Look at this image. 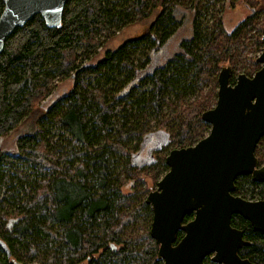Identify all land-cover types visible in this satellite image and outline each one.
<instances>
[{"label":"trees","instance_id":"16d2710c","mask_svg":"<svg viewBox=\"0 0 264 264\" xmlns=\"http://www.w3.org/2000/svg\"><path fill=\"white\" fill-rule=\"evenodd\" d=\"M226 1L68 0L59 25L48 26L36 14L6 38L0 52V264H163L149 235L152 210L142 177L168 170L164 151L171 143L192 145L208 133L200 114L215 103L221 65H231L230 83L235 69L250 76L259 68L254 57L263 45L264 15L253 11L228 33ZM3 7L0 0V13ZM183 8L191 11L192 34L160 59L155 52L180 27ZM143 21L141 35L86 63L101 46L102 31L107 37ZM64 79L71 80L70 90L45 104ZM14 131L11 148L2 146ZM157 131L164 136L154 144ZM145 140L153 141L152 149ZM254 154L264 164V135ZM126 181L133 187L128 193ZM233 193L264 198V184L239 175ZM10 219L16 221L9 227ZM231 225L251 241L238 254L264 264V234L238 214ZM202 264L218 263L207 256Z\"/></svg>","mask_w":264,"mask_h":264},{"label":"water","instance_id":"95a60500","mask_svg":"<svg viewBox=\"0 0 264 264\" xmlns=\"http://www.w3.org/2000/svg\"><path fill=\"white\" fill-rule=\"evenodd\" d=\"M67 1L4 0L0 52L13 30L36 14L48 26L59 25ZM256 62L260 67L252 75L240 72L233 83L230 65L221 67L215 104L200 114L210 125L208 133L169 151L168 170L145 197L152 210L149 235L163 264H202L207 256L218 264H256L238 254L251 242L231 225V216L240 215L264 234V198L248 200L233 193L239 175L264 184V164L254 154L264 135V38ZM189 213L193 217L183 222ZM15 221L10 219L8 226ZM178 231L183 234L177 240Z\"/></svg>","mask_w":264,"mask_h":264},{"label":"rangeland","instance_id":"374dc122","mask_svg":"<svg viewBox=\"0 0 264 264\" xmlns=\"http://www.w3.org/2000/svg\"><path fill=\"white\" fill-rule=\"evenodd\" d=\"M250 4L246 5L245 0H228L226 1V7L223 9L222 12V22L223 26L226 32L232 31V29L240 22L242 21L246 16L251 14V9H254V13L257 12L259 16L264 15V0H250ZM252 3H255L252 4ZM182 13V14H181ZM180 20L181 24L178 30L161 46H159V49L155 52V56H159L160 59H166L172 54H174L176 51H178V44L181 39L183 38H189L192 34V14L189 9H182V12H180ZM147 22H135L129 25H126L122 27L121 29H113V32L111 36H105V33L102 31L100 34L97 36L99 37V40L101 41V46L97 47L92 55L90 56L89 60H87V64H94L97 60H99L107 50H113L119 45H121L123 42L126 40H129L131 38L138 37L141 35L144 31L145 28L147 27ZM259 54H255L254 59L256 56ZM141 61L143 62V57H141ZM228 64V63H225ZM243 72L242 68L235 69V76ZM53 84H55V81H52ZM71 80L70 79H64L59 81L58 83L55 84L53 87V91L45 98V104H49L51 101L55 100L56 98L61 97L64 93H66L68 90L71 88ZM215 104V103H214ZM19 131V129H18ZM18 131H14L12 133H9L4 140L2 141L3 144L2 146H5L6 148L10 149L11 144L14 142V138H16ZM154 133V128H152ZM164 136V133L161 131H157L154 134V144L157 143L158 140H161ZM150 137V136H149ZM146 141V140H145ZM142 143L144 142L141 141ZM153 142V141H152ZM149 140L145 142L144 147L147 149L151 148L149 145L150 143ZM168 142V141H167ZM169 148L164 151V153H168L171 148H175L174 144L171 143V146H168ZM140 155V154H139ZM144 157L147 156V154L143 155ZM158 174V173H157ZM155 174V176L157 175ZM164 173H160L156 176V178H152L150 175H143L142 178H144V182L142 181L143 186L146 188V192L148 193L149 191H152L156 188V183L157 181L162 177ZM132 182L131 181H126L124 185L122 186V191L124 193H128L132 190ZM146 193V195H147ZM244 198L248 200H258L259 197L258 195H254V197L251 198L249 195H242ZM146 197V196H145ZM138 234H141L142 229L139 228ZM135 232V234H136ZM137 234V235H138ZM30 264H37L36 262H32Z\"/></svg>","mask_w":264,"mask_h":264},{"label":"bare ground","instance_id":"6f19581e","mask_svg":"<svg viewBox=\"0 0 264 264\" xmlns=\"http://www.w3.org/2000/svg\"><path fill=\"white\" fill-rule=\"evenodd\" d=\"M67 2H68V1H67ZM65 5H66V4H65ZM64 7H65V6H64ZM63 9H64V8H63ZM62 13H63V12H62ZM60 19H61V18H60ZM27 21H28V20H27ZM27 21H26V22H27ZM26 22H25V23H26ZM25 23H24V24H25ZM59 23H60V21H59ZM24 24H23V25H24ZM46 24H47V23H46ZM23 25H22V26H23ZM55 26H56V25H55ZM20 27H21V26H20ZM15 29H16V28H15ZM15 29H14V30H15ZM14 30H13V31H14ZM259 53H260V52H259ZM258 56H259V54L256 56V58H257ZM256 58H255V61H256ZM256 63H257V62H256ZM227 65H230V64H223V65H221V67H222V66H227ZM221 67H220V70H221ZM230 67H231V65H230ZM231 69H232V67H231ZM220 70L218 71V73L220 72ZM231 74H232V73H231ZM217 76H218V74H217ZM200 118H201V117H200ZM175 148H177V147H175ZM172 149H174V148H172ZM172 149H170V150H172ZM170 150H169V151H170ZM168 153H169V152H168ZM168 153H167V155H168ZM167 155H166V156H167ZM166 156H165V158H166ZM165 164H166V163H165ZM150 225H151V224H150ZM243 238H244V237H243ZM244 239H245V238H244ZM245 240H246V239H245ZM248 241H250V240H248ZM250 242H251V241H250ZM250 244H251V243H250ZM250 244H249V245H250ZM245 246H246V245H245ZM247 259H248V258H247ZM249 260H250V259H249ZM250 261H251V260H250ZM251 262H253V261H251ZM215 263H216V262H215ZM253 263H255V262H253ZM256 264H257V263H256Z\"/></svg>","mask_w":264,"mask_h":264},{"label":"flooded vegetation","instance_id":"af4514ba","mask_svg":"<svg viewBox=\"0 0 264 264\" xmlns=\"http://www.w3.org/2000/svg\"><path fill=\"white\" fill-rule=\"evenodd\" d=\"M259 67H260V64H259ZM236 77V76H235ZM235 81V80H234ZM263 184V183H262ZM243 237H244V235H243ZM247 240V239H246ZM244 258V257H243ZM247 258V257H246ZM213 262V261H212ZM215 263V262H214ZM256 263V262H255ZM258 264V263H257Z\"/></svg>","mask_w":264,"mask_h":264}]
</instances>
